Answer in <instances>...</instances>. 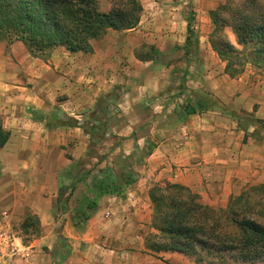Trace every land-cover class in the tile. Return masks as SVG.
Returning <instances> with one entry per match:
<instances>
[{
  "label": "crops",
  "instance_id": "crops-1",
  "mask_svg": "<svg viewBox=\"0 0 264 264\" xmlns=\"http://www.w3.org/2000/svg\"><path fill=\"white\" fill-rule=\"evenodd\" d=\"M138 1V25L107 29L93 52L34 57L21 41H0V122L11 133L0 209L28 240L13 264H145L153 185L179 183L226 205L264 183V79L230 76L214 49L210 11L223 0ZM199 97L209 107L185 113ZM107 171L135 180L98 197L82 222ZM30 217L38 228L24 232Z\"/></svg>",
  "mask_w": 264,
  "mask_h": 264
},
{
  "label": "trees",
  "instance_id": "trees-1",
  "mask_svg": "<svg viewBox=\"0 0 264 264\" xmlns=\"http://www.w3.org/2000/svg\"><path fill=\"white\" fill-rule=\"evenodd\" d=\"M100 1L0 0V41H21L34 57H42L61 46L72 53L93 52V40L99 39L107 29L120 31L138 25L143 9L138 0H119L107 11L101 8ZM228 10L239 43L251 46L245 56L264 59V4L259 0L236 4L227 0L211 12L216 27L225 23L221 11ZM188 31L187 45H192L194 33L190 27ZM212 44L226 62V72L232 77L237 76L244 64L240 62L237 65L241 68L234 67L228 52L243 54V51L234 49L230 43L227 45L230 49H222L219 45L224 43L220 40L213 39ZM145 48L148 56L157 61L160 51L153 46ZM208 107L202 97L183 105L188 114L202 112ZM258 122L264 124V120ZM10 136V131L0 122V148ZM134 180L133 174L114 175L109 171L98 178L95 197L82 211V222L89 219L98 197L122 194ZM254 194L264 195V183L231 196L226 207H213L204 204L198 193L182 184L165 182L153 185L149 196L153 205L152 227L156 232L147 236V249L155 254L180 252L200 262L204 257L199 251L219 258H223L224 253H233L243 264H264V204L258 210L261 203L253 198ZM22 225L23 230L28 231L29 227L37 230L39 224L35 217H30Z\"/></svg>",
  "mask_w": 264,
  "mask_h": 264
},
{
  "label": "rangeland",
  "instance_id": "rangeland-1",
  "mask_svg": "<svg viewBox=\"0 0 264 264\" xmlns=\"http://www.w3.org/2000/svg\"><path fill=\"white\" fill-rule=\"evenodd\" d=\"M226 1L227 0H223L222 2L217 4L216 8L214 10H216L221 4L225 3ZM242 1H244V0H230V3L232 2V3L236 4V3H242ZM117 2H119V0H101L100 5H101V8L103 10H106V9H110L113 6V4L117 3ZM259 2L264 4V0H259ZM214 10H212V11H214ZM212 11H210V18H211L210 41H211V43H212L213 39L216 41L220 40L221 43H224V45H219L220 47H222V49H226V48L230 49V47L227 46L230 43L234 46V49L237 48V49L243 51L242 52L243 54H239V53H237L235 51H231V50H230V52H228L229 59H231L235 63L234 67L241 68V66L237 65L240 62L244 64L242 66L241 72L239 74H237V76H239L241 74L248 73L251 80H253V81H257V79H264V59L262 58V59L257 60L255 57H253V55L252 56L251 55L245 56V54H247V52L251 49V46H243L242 44L239 43L238 37L234 33V31L231 27L233 17H232V14L229 13V10L228 11H221L220 16L222 19H225V23L218 26V27H216L217 25L213 23V16L211 14ZM3 41H6V40H3ZM8 44H10V43H8ZM244 56L246 57L247 61L244 59ZM179 65H181V64H179ZM251 71L253 72V74L251 73ZM254 76H255V78H253ZM260 126L262 128H264V125H260ZM158 184H163V183H158ZM258 184H262V183L248 184L242 191L247 190L249 187H252L253 185H258ZM240 193L232 194L231 196L239 195ZM230 197L228 198L226 205H210V206L226 207L228 202H229ZM253 198L257 199V201H259L261 203L257 206V209L259 210L260 208H262V205L264 204V201H263L264 195L263 194H261V195L254 194ZM203 203L206 204L205 202H203ZM207 205H209V204H207ZM2 211L3 210L0 209V213ZM13 225H14V229L17 232V234L20 236H23L24 234L22 233V231L20 229L21 227L19 225H17L16 223H13ZM155 232H156V230L154 229V231H151L149 233H155ZM23 242L24 243L28 242L27 238L23 237ZM161 253H158V254L152 253L151 256L146 258L145 264H243L242 260H240V258L233 253H224L222 255L223 258H219L215 255L211 256L210 254L206 253L205 251H199V254L204 257V260L202 262L198 261L193 256L185 255V254L180 253V252H177V253L174 252L175 254H169V255H162Z\"/></svg>",
  "mask_w": 264,
  "mask_h": 264
},
{
  "label": "built area",
  "instance_id": "built-area-1",
  "mask_svg": "<svg viewBox=\"0 0 264 264\" xmlns=\"http://www.w3.org/2000/svg\"><path fill=\"white\" fill-rule=\"evenodd\" d=\"M185 137L190 133L186 130ZM24 242L14 229L13 218L8 210L0 213V264H13L22 254Z\"/></svg>",
  "mask_w": 264,
  "mask_h": 264
}]
</instances>
